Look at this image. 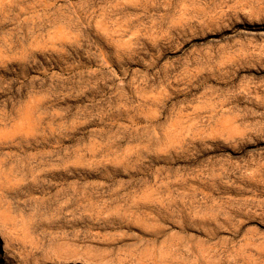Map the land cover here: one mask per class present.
<instances>
[{
    "label": "clouds",
    "instance_id": "obj_1",
    "mask_svg": "<svg viewBox=\"0 0 264 264\" xmlns=\"http://www.w3.org/2000/svg\"><path fill=\"white\" fill-rule=\"evenodd\" d=\"M0 264H264V0H0Z\"/></svg>",
    "mask_w": 264,
    "mask_h": 264
}]
</instances>
